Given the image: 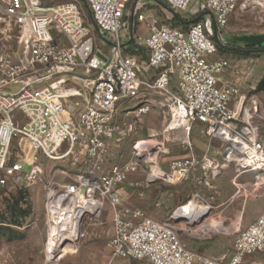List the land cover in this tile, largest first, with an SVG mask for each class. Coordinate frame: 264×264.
<instances>
[{
    "label": "built area",
    "instance_id": "built-area-1",
    "mask_svg": "<svg viewBox=\"0 0 264 264\" xmlns=\"http://www.w3.org/2000/svg\"><path fill=\"white\" fill-rule=\"evenodd\" d=\"M192 1L136 0L128 9L130 0L52 5L45 3L48 0H0V32L16 30L20 45L27 39L29 54L26 67L13 66L10 56L0 53V191L47 180L48 209L63 204L93 207L82 213L81 222L98 216L107 205L112 212L108 244L121 259L256 264L247 258L264 252V212L238 232L229 258L216 259L189 251L171 222L124 206L120 196L127 177L159 159L164 148L155 136L135 137L153 95L168 107L162 141L180 133L181 145L190 147V132L201 125L206 136L223 144L221 165L205 154L199 161H169L171 171L183 174L199 165L215 178L224 164H233L239 173L256 172L264 181V136L251 122L257 103L243 95L239 79L248 74L222 80L230 61L215 51V40L241 2L264 10V0H197L189 17L179 15ZM149 5L160 8L164 19L145 14ZM168 13L172 19L177 16L178 27L165 22L170 21ZM139 25L145 34L131 32ZM96 37L108 45L102 55ZM131 42L139 45L140 56L126 52L125 44ZM28 65L42 68L44 74L26 73ZM30 76L35 77L28 80ZM15 85H20L15 92L2 90ZM245 90L251 93L254 88ZM75 99L81 105L72 111ZM125 144H131L127 160L120 156ZM46 162L78 168H56L45 179Z\"/></svg>",
    "mask_w": 264,
    "mask_h": 264
},
{
    "label": "rangeland",
    "instance_id": "rangeland-1",
    "mask_svg": "<svg viewBox=\"0 0 264 264\" xmlns=\"http://www.w3.org/2000/svg\"><path fill=\"white\" fill-rule=\"evenodd\" d=\"M53 1L48 0L45 3L52 5L70 0H58L54 3ZM135 1L130 0L128 9L133 7ZM196 2L197 0H193L188 10L179 15L189 17V10ZM242 4L221 30V37L215 40V51L216 54L228 59L231 65L237 63L236 61L246 60L247 65L244 69L235 67L233 70L245 71L251 80L257 81L264 74V10H253ZM160 11V8L153 5L143 9L145 14L155 13L163 20ZM166 16L170 17V21L165 22L174 26L175 24L171 22L172 15L168 13ZM17 37L16 30H11L10 33L0 32V53L9 55L13 66L27 67L29 62L27 39L22 40L20 45ZM96 38L99 54L102 55L108 45L104 40ZM133 46L135 50L140 48L138 45L133 44ZM35 71H38L39 75L44 74L42 68L28 65L26 73ZM34 77L30 76L28 80ZM19 87L20 85L3 86L2 90L15 92ZM243 93L247 99H253L257 103V112L251 122L259 135L264 136V94L256 92L255 88L251 93L248 91ZM151 97L149 111L140 119L135 137L144 140L155 136V139L163 142L164 148L160 152L159 159L156 158L143 165L137 172L127 177L120 187L121 200L126 206L139 208L148 217L159 222H167L177 190L181 194V206L193 200L190 203L195 204L197 201V204L203 207L202 199L210 198L206 199L210 207L209 212L197 222H187L188 224L175 222L174 226L179 232L181 243L189 251L208 258L227 259L233 251L238 232L245 227L243 225L245 217H250L252 222L264 212V181L257 179L259 174L256 172L239 173L233 164L221 167L215 178H212L209 172L202 171L199 165L183 174L171 171L168 167L169 161L190 154L220 156L223 144L206 136L201 125L192 128L189 136L190 147L181 145L180 133L172 134L166 142L162 141L168 107L159 96ZM80 105L79 99L73 100L72 111ZM130 149L131 144L124 145L120 154L123 160L130 158ZM56 168L76 170L78 166L71 167L68 162L58 165L46 162L45 179ZM157 172L161 176L162 172L170 175L172 182L167 183L158 179L153 184L149 183L147 176ZM177 175L179 178H174V176L178 177ZM45 181L47 180L24 184L21 190L10 186L0 191V264H81L82 261H85V264H94L95 260L87 258L82 260L81 253L90 252L92 249L109 250L108 241L112 233L111 209L104 205L98 216L84 218L81 222L79 239L65 247L58 245L59 241L50 239L51 224L49 209L46 207ZM215 190L218 194H215ZM216 224L228 230L213 233ZM205 225L212 228L211 233L201 236L194 233L199 226Z\"/></svg>",
    "mask_w": 264,
    "mask_h": 264
},
{
    "label": "crops",
    "instance_id": "crops-1",
    "mask_svg": "<svg viewBox=\"0 0 264 264\" xmlns=\"http://www.w3.org/2000/svg\"><path fill=\"white\" fill-rule=\"evenodd\" d=\"M152 6V5H151ZM155 14V13H154ZM132 33L134 32L135 34H145L146 33V30H145V28L142 26V25H139V26H137V28H136V30H134V31H131ZM126 33V30H123V32H122V34H125ZM129 33V32H128ZM126 38V37H125ZM125 43L127 42V41H124ZM133 44H134V42H131L130 44H125V46H127L126 47V52L127 53H130V54H135V55H138V56H140V54H142V50H140V48H139V50H135L134 49V46H133ZM135 45V44H134ZM136 46V45H135ZM139 46V45H138ZM142 56H144V53H143V55ZM216 56L217 57H222V56H220V55H218V54H216ZM246 60H239V61H236L237 63H235V64H233V65H231L230 64V68L223 74V77H222V80H225V79H232V80H234V79H237V78H239L240 77V75H239V71H234L233 69L235 68V67H239V68H242V69H244V67H246V65H247V62H245ZM244 73H247V72H245V71H243ZM263 77H264V74L261 76V78H260V80H257V81H253V80H251V78H249V76H247V77H244V79L242 78H239L242 82H243V84H244V87L242 88V90L243 91H246L245 90V87H251V88H255V91L256 92H258V93H262V94H264V92H262V91H258L257 90V87H258V84L260 83V81L263 79ZM252 81V82H251ZM254 91V90H253ZM243 95L244 96H246L245 95V93H243ZM151 105V104H150ZM196 126V125H195ZM191 144V143H190ZM189 157H194V158H201V157H203V156H194L193 154H190V155H188V156H185V157H182V158H189ZM204 157H207V158H209V159H211L215 164H222L223 163V159H222V156H204ZM178 159H180V158H178ZM168 164H169V162H168ZM230 164H224L223 166H222V168H224V167H226V166H229ZM232 165V164H231ZM200 167V166H199ZM164 173V172H163ZM242 174V173H241ZM164 175H165V178H164V176H163V174H162V176H161V174L159 173V172H157V173H155V174H150L149 175V178L151 179L152 178V181H149L148 180V182L149 183H155L158 179H161V180H163V181H165V182H167V183H170V182H172V180H171V176L170 175H168V174H166V173H164ZM166 176H168L167 178H166ZM173 176V175H172ZM178 176V175H177ZM174 178H176V179H178L179 178V176L178 177H175L174 176ZM258 179V178H257ZM259 180V179H258ZM216 191V193L215 194H218V191L217 190H215ZM174 195H176L175 197H174V201H173V203H172V207H170L171 209H170V217H169V221H167V222H171V224L174 226V224H175V222H181V223H183V224H188V223H190V221L187 219V218H185V217H178V216H176V211L179 209V208H181V207H183V206H181V202H180V198H181V194L178 192V190L176 191V194H174ZM206 199H210V198H205V199H202V202H203V207H209L208 205H207V201H206ZM212 199H214L213 197H212ZM191 201H193V200H191ZM190 201V202H191ZM196 201V200H195ZM194 201V202H195ZM190 202H188L187 204H189ZM122 204L124 205V206H126L123 202H122ZM195 204H197V201H196V203ZM198 205V204H197ZM179 206H181V207H179ZM185 206V205H184ZM199 206V205H198ZM126 207H128V208H131V209H137V210H140L139 208H136V207H129V206H126ZM209 210H210V207H209V209H208V212H209ZM143 212V211H142ZM207 212V213H208ZM206 213V214H207ZM151 218V217H150ZM152 219H154V218H152ZM154 220H156V219H154ZM156 221H158V220H156ZM254 221V220H253ZM252 221V222H253ZM188 222V223H187ZM251 222V219H250V217L248 218V217H245V220H244V223H243V225L245 226L244 228H242V229H245L250 223H252ZM212 226V225H211ZM238 226V225H237ZM237 226H235L236 228H237ZM174 228L176 229V227L174 226ZM214 228H215V231L213 232V233H215V232H226L228 229H225V227H223V226H221V225H219V224H216V225H214ZM176 231H177V233H178V235H179V232H178V230L176 229ZM195 234H197L196 232H194ZM198 235V234H197ZM204 235V234H203ZM111 236H112V233H111ZM111 236H110V238H111ZM200 236V235H199ZM232 254V253H231ZM231 254L229 255V257L231 256ZM228 257V258H229ZM81 258H82V260H86V258L88 259V260H95V262H94V264L96 263V264H150L149 262H147V261H145V260H141V261H138V260H133V259H121V258H118V257H115V256H113L112 255V251H111V249L109 248V250H106V251H100V250H97V249H92L90 252H85V253H81ZM247 261L249 262V261H253V262H255L256 264H264V252L262 253V254H258V255H256V256H253V257H250V258H247ZM81 264H85V261H82V263ZM88 264V263H87Z\"/></svg>",
    "mask_w": 264,
    "mask_h": 264
},
{
    "label": "bare ground",
    "instance_id": "bare-ground-1",
    "mask_svg": "<svg viewBox=\"0 0 264 264\" xmlns=\"http://www.w3.org/2000/svg\"><path fill=\"white\" fill-rule=\"evenodd\" d=\"M164 178L165 175L162 172ZM168 176H166L167 178ZM152 179V178H151ZM61 201L63 199L61 198ZM60 201V203H61ZM209 207H200L197 204L189 203L179 208L176 211V216L187 218L190 223L197 222L203 215L208 212ZM93 207L91 205L78 206L72 204L70 207L62 205L49 209L50 213V228L49 234L52 241H59L58 245L71 244V242L77 241L81 231L80 217L83 212H91ZM198 235L205 233H211L212 228L205 225L199 226L195 231ZM63 248V246H62ZM56 253V252H55ZM58 255V253H56ZM59 256V255H58Z\"/></svg>",
    "mask_w": 264,
    "mask_h": 264
},
{
    "label": "water",
    "instance_id": "water-1",
    "mask_svg": "<svg viewBox=\"0 0 264 264\" xmlns=\"http://www.w3.org/2000/svg\"><path fill=\"white\" fill-rule=\"evenodd\" d=\"M193 21H196V20H193ZM207 28H208V26H207ZM208 29H209V28H208ZM257 90H258V91H262V92H264V77H263V79L260 81V83L258 84Z\"/></svg>",
    "mask_w": 264,
    "mask_h": 264
},
{
    "label": "trees",
    "instance_id": "trees-1",
    "mask_svg": "<svg viewBox=\"0 0 264 264\" xmlns=\"http://www.w3.org/2000/svg\"><path fill=\"white\" fill-rule=\"evenodd\" d=\"M177 17V16H176ZM174 18V19H172L171 20V22H173L175 25H174V27H178L180 24L177 22V18ZM172 26V25H171Z\"/></svg>",
    "mask_w": 264,
    "mask_h": 264
},
{
    "label": "flooded vegetation",
    "instance_id": "flooded-vegetation-1",
    "mask_svg": "<svg viewBox=\"0 0 264 264\" xmlns=\"http://www.w3.org/2000/svg\"><path fill=\"white\" fill-rule=\"evenodd\" d=\"M246 51H250V50H246Z\"/></svg>",
    "mask_w": 264,
    "mask_h": 264
}]
</instances>
